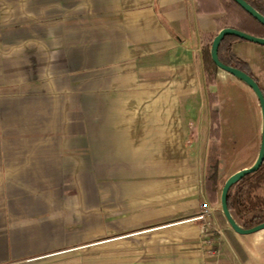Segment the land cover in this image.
<instances>
[{
    "label": "crops",
    "instance_id": "0c3cea01",
    "mask_svg": "<svg viewBox=\"0 0 264 264\" xmlns=\"http://www.w3.org/2000/svg\"><path fill=\"white\" fill-rule=\"evenodd\" d=\"M214 29L195 0H0V264H263L204 190L220 81L261 130L247 85L206 83ZM231 50L264 95V45Z\"/></svg>",
    "mask_w": 264,
    "mask_h": 264
},
{
    "label": "trees",
    "instance_id": "16d2710c",
    "mask_svg": "<svg viewBox=\"0 0 264 264\" xmlns=\"http://www.w3.org/2000/svg\"><path fill=\"white\" fill-rule=\"evenodd\" d=\"M195 1L197 10L199 12L212 14L215 22V29L212 32H203L202 34L205 80L208 85H212L215 82V71L217 67L210 59L209 47L217 31L224 27H231L254 36L264 37V25L253 18L233 0ZM245 1L259 13L264 15V0ZM237 40L243 39L234 35H225L220 41L217 49L218 59L224 64L246 72L255 80L248 71L245 62L232 53L231 45ZM213 97L215 99L216 95L214 94ZM210 133V137L213 139L219 137V119L216 110L211 111ZM217 184V162L214 160L211 164L208 161L207 173L204 180V190L210 203L217 204L218 202ZM226 203L232 218L239 226L249 228L264 222V158L255 171L244 175L229 187ZM219 216L222 221L226 223L220 210Z\"/></svg>",
    "mask_w": 264,
    "mask_h": 264
},
{
    "label": "rangeland",
    "instance_id": "374dc122",
    "mask_svg": "<svg viewBox=\"0 0 264 264\" xmlns=\"http://www.w3.org/2000/svg\"><path fill=\"white\" fill-rule=\"evenodd\" d=\"M218 70L228 74L222 69ZM235 82L239 84L238 81ZM217 91L218 99L214 108L217 110L220 124L219 137L208 144V161L211 164L214 160L217 162L219 206L220 189L225 179L233 172L253 163L259 147L260 130L257 128L259 114L252 120L246 97L237 85L220 81ZM258 113H260L259 107Z\"/></svg>",
    "mask_w": 264,
    "mask_h": 264
},
{
    "label": "water",
    "instance_id": "95a60500",
    "mask_svg": "<svg viewBox=\"0 0 264 264\" xmlns=\"http://www.w3.org/2000/svg\"><path fill=\"white\" fill-rule=\"evenodd\" d=\"M233 1L236 2L240 7H242L247 13H249L258 22L264 25V15L259 13L245 0H233ZM225 35H234L243 40L250 41L256 44H260V45H264V37L254 36V35L248 34L246 32H243L235 28L224 27L218 30L217 33L213 36L211 43H210V47H209V56L213 64L217 68L228 72L229 74L234 76L236 79L240 80L245 85H247L252 90L253 94L255 95L259 108H260L261 130H260V142H259V148H258L257 155L253 163L250 166L244 167L242 169H239L233 172L225 179V181L223 182L221 186L220 195H219L220 212L223 215L230 229L238 234H249L257 230L263 229L264 222H261L249 228H243L239 226L235 222V220L232 218L228 210L227 203H226V196H227L229 187L233 183H235L237 180H239L244 175L252 171H255L263 161V158H264V95L258 83L250 75H248L246 72L236 67L224 64L218 59L217 49H218L220 41L223 39Z\"/></svg>",
    "mask_w": 264,
    "mask_h": 264
},
{
    "label": "built area",
    "instance_id": "2783aa9c",
    "mask_svg": "<svg viewBox=\"0 0 264 264\" xmlns=\"http://www.w3.org/2000/svg\"><path fill=\"white\" fill-rule=\"evenodd\" d=\"M199 211L196 213L192 219L198 221L201 226H202V233L206 236L205 242L207 245H213L214 249H210L211 253L218 254L219 252V245H220V232H221V227L214 225L213 222L211 221V216H212V210L213 206L210 205L207 201L201 202L199 204Z\"/></svg>",
    "mask_w": 264,
    "mask_h": 264
}]
</instances>
